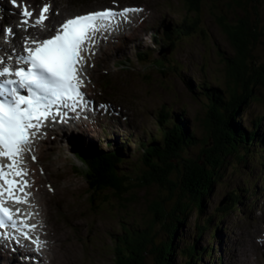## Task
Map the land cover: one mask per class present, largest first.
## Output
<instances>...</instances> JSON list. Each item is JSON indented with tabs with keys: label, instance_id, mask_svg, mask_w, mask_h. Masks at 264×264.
Segmentation results:
<instances>
[{
	"label": "rangeland",
	"instance_id": "rangeland-1",
	"mask_svg": "<svg viewBox=\"0 0 264 264\" xmlns=\"http://www.w3.org/2000/svg\"><path fill=\"white\" fill-rule=\"evenodd\" d=\"M51 1L64 2L67 8L87 4L81 0ZM145 1L148 5L160 9L164 15L163 21L158 25L156 22L152 23V29L146 35L137 37L135 40L143 38L131 43L128 48L121 47L115 49L116 52L109 49L107 53L99 57V61H96L91 69V73L98 81L99 79L107 80L105 85L107 91L118 86L117 89L128 96L126 100L132 102L129 103L132 107L128 113L120 112L117 108L120 112L118 116L129 114L128 123L123 127H117V122H119L117 120H121L120 118L115 119L110 116V119L99 121V123L108 122L113 125L107 128L108 133L112 134L107 140L114 142V149L122 143L121 145L124 146L122 152L128 163L135 160L138 157L137 154H141V146L136 141L138 137L146 141L158 136L156 118L165 110H171L173 118L174 114H178V119L175 121L181 123L187 121L190 129H194L197 136H202L204 132L196 120V114L202 110L206 102L205 86L210 88L217 84L225 90L229 82L225 59L227 56L231 58L235 56L217 18L222 15V12L225 15L232 13V10L241 13L239 2L245 0H202L198 5V11L192 14L185 10L184 0ZM226 6H229L231 10ZM256 6L255 11H246L241 14L246 15L248 22L251 21L252 24L257 25L260 37L250 54L254 56V59L264 62L263 0H260ZM186 12L188 16L197 17L198 21L193 26L190 35L165 44L166 47L174 45L171 50L165 52L169 59L167 62L162 58V64L154 65L142 63L140 59L136 60L138 49L148 50L150 48L151 60L160 57L157 51L161 47L152 43L149 37L153 32L162 33L164 25L181 20ZM199 28L201 30H198ZM125 58L130 60L129 67L119 68L116 61ZM103 70H107V74H104ZM109 78L111 85L108 83ZM189 84H192V91ZM197 84H201L202 87L204 85V87L197 88ZM198 94L202 95L198 96ZM96 96H99L97 91ZM242 110L241 121L246 126L252 122L264 132V100L250 103L248 106L243 104ZM171 117L163 118L164 124L167 121L170 122ZM68 133L64 131L41 145L43 154L39 165L43 169V165L50 163L47 166L48 170L44 168V172L38 173L40 180L44 183L40 190L44 191L43 197L36 202V206L40 210L41 203L44 202L48 206L51 221L49 228L44 232L48 247L44 248L43 259H45V264H114V254L111 251L115 243L114 237L122 234L124 224L131 228L151 219L148 204L156 198L158 187L153 184L136 192L135 202L132 199L119 203L113 198L112 193L104 192L101 196H107V201L101 204L98 201L93 203L87 191L89 184L85 180V174L81 173L84 169L82 162L78 159L79 162L76 156V161H74L72 151L75 152L74 148L78 145L81 148L97 146V149L103 150L108 146L97 140L83 138L78 140L74 137L75 134L69 135ZM115 135L119 137L114 138ZM132 136H134L133 139H131ZM109 148L113 149L110 146ZM262 148L264 149V142ZM256 150L257 147L252 151L256 156L251 152L241 151V160L235 157L230 158L222 179L214 186L206 202L203 217L195 221L196 215L193 212L189 215L187 231L180 236L181 241H185L186 237H191L193 240L195 234L199 232H194L195 223L199 221L202 224L203 221L212 217L208 225L209 229L204 230L196 241L197 248L201 247L202 252L197 257L200 261H196L195 264H264V242L259 243L258 247L247 249L246 242L242 239L244 236V239L249 241L248 234H250L253 240L258 236L255 235L256 232L260 234L264 230L262 224L264 222V153L258 152V155ZM70 157L73 162L69 161ZM238 161H243V167L238 168L236 164ZM172 177L173 175H170L171 179ZM47 185H49L48 190ZM93 190L95 195L98 190ZM227 193L232 194L236 201L239 197L238 205L236 209L228 212L219 211L218 207L225 203ZM95 203L99 204L95 206L93 205ZM42 213L43 210L39 213V217ZM260 219L262 220L259 221ZM159 223L160 221L156 226ZM254 224H257L256 230L252 227ZM140 225L137 228H140ZM39 227L43 230L42 222ZM217 230L219 233L215 238ZM180 240L176 243L179 242V247H182ZM231 243L234 244L230 246ZM238 251L242 253L244 259L239 258L238 260V256L234 255ZM8 260L4 257L0 259V264H9ZM175 262V264H186V258L176 256Z\"/></svg>",
	"mask_w": 264,
	"mask_h": 264
},
{
	"label": "trees",
	"instance_id": "trees-1",
	"mask_svg": "<svg viewBox=\"0 0 264 264\" xmlns=\"http://www.w3.org/2000/svg\"><path fill=\"white\" fill-rule=\"evenodd\" d=\"M200 1L184 0V7L192 14L198 11ZM257 3L260 0L239 2L241 13L255 11ZM226 8L231 10L229 6ZM232 13L225 15L222 12L217 18L235 53L234 58L227 56L225 59L229 82L225 90L217 84L210 88L205 86L206 102L196 114L204 132L202 136H197L187 121H175L178 114L173 118L171 110H165L156 118L158 136L147 140L141 154L129 163L121 151L99 152L93 149L95 152L92 154L87 150H76L85 166L83 174L93 203L107 201V196H101L104 192L112 193L119 203L132 199L135 202L136 192L153 184L158 187L156 198L148 204L151 219L139 224L140 228H137L139 225L129 228L124 224L122 234L114 237L115 243L111 248L114 264H175L176 256L186 258V264H195L202 252L196 241L204 230L209 229L212 217L202 224L199 221L195 223L194 232H199L193 240L186 237L181 241L180 236L187 231L189 215L193 212L195 221L203 217L206 202L214 186L222 179L230 158L241 160V151L253 153L256 147L258 155L263 150L264 132L252 122L246 126L241 121L243 104L248 106L264 100V62L250 54L260 32L256 24L248 22L245 14L233 10ZM197 19L188 16L178 35L192 31ZM164 35L169 38V33ZM161 57L168 61L165 54ZM188 86L192 91V84ZM203 87L197 84V88ZM169 117L171 121L164 124V119ZM236 164L238 168L243 167V161ZM93 189L98 190L95 195ZM224 201L218 207L219 211L228 212L236 209L239 197L236 201L232 194L227 193ZM179 240L182 247L176 243Z\"/></svg>",
	"mask_w": 264,
	"mask_h": 264
},
{
	"label": "snow or ice",
	"instance_id": "snow-or-ice-1",
	"mask_svg": "<svg viewBox=\"0 0 264 264\" xmlns=\"http://www.w3.org/2000/svg\"><path fill=\"white\" fill-rule=\"evenodd\" d=\"M16 6V0H11ZM51 4L45 3L39 15L33 18V11L24 6L21 11L22 25L44 29L49 19ZM143 9L125 7L119 11L106 8L75 15L56 27L54 34L44 39H25L23 54L15 57V66L0 57V157L9 163L0 164V228L9 222L25 238L26 229L35 228L23 220L18 222L12 210L5 206V198L14 203L26 202L30 193L27 170L20 167L23 153L31 145L45 121L59 117L65 120L67 111L76 110L87 104L81 91L85 80L82 76L87 63L84 55L88 45L97 43L96 36L102 30H111L117 18L128 19L130 13ZM13 34L12 28L5 29L6 37ZM35 160V156L32 157ZM21 193V195H17ZM17 213L19 209L16 210ZM42 246L43 242L33 240Z\"/></svg>",
	"mask_w": 264,
	"mask_h": 264
},
{
	"label": "bare ground",
	"instance_id": "bare-ground-1",
	"mask_svg": "<svg viewBox=\"0 0 264 264\" xmlns=\"http://www.w3.org/2000/svg\"><path fill=\"white\" fill-rule=\"evenodd\" d=\"M49 18H50V15H49ZM90 128H92V127H90ZM75 137V136H74ZM75 138H77L78 140L80 139V137H75ZM87 139L88 140V138L87 137H83V139ZM79 145L77 146V148H76V150L78 151V152H83V151H85V150H87V151H91V148L92 147H86V148H84V147H79ZM109 147H107L106 149L104 148V151H111V149L109 148ZM85 149V150H84ZM101 150H103V149H101ZM72 156V155H71ZM73 158H74V161H76V159H75V157L74 156H72ZM78 160V159H77ZM69 161H71V162H73L72 161V158L70 157L69 158ZM80 162V161H79ZM82 162V161H81ZM83 163V162H82ZM81 163V164H82ZM76 166V165H75ZM76 169H77V166H76ZM30 188H32V190L30 191V198L32 199V202H34V203H36L41 197H40V195L37 193V189H36V186H35V184H31L30 186H29V189ZM30 203V202H29ZM25 208V207H24ZM29 208H30V204H29ZM46 214V212L44 211V215ZM40 217H41V215H40ZM39 217V220L40 221H42V217L40 218ZM40 226V225H39ZM17 237H19L18 235H17ZM17 237H14V236H12V240H15V239H17ZM53 237V236H52ZM51 237V238H52ZM8 246L7 248H11L12 250H13V252L15 253L14 254V256H15V261H17V263H22L23 264V262H24V259H23V254H22V252H25V254H26V257H31V255L33 256V258H35V262L33 261V259H32V261H33V264H37V262H39V258L34 254L33 255V253L31 252V251H29L28 252V250H26V251H22V249L20 248V247H18L17 245H14V244H8L7 242H4V243H2L1 244V246ZM9 264H14V261H12L11 259H9ZM31 262H29V263H27L26 262V264H30ZM241 263V262H240ZM6 264V263H5Z\"/></svg>",
	"mask_w": 264,
	"mask_h": 264
}]
</instances>
